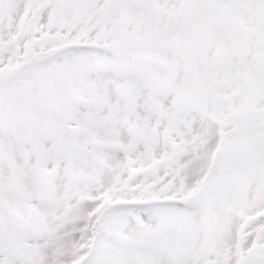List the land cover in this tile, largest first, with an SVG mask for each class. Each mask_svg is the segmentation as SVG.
<instances>
[{
	"label": "snow or ice",
	"instance_id": "6c2138e0",
	"mask_svg": "<svg viewBox=\"0 0 264 264\" xmlns=\"http://www.w3.org/2000/svg\"><path fill=\"white\" fill-rule=\"evenodd\" d=\"M0 264H264V0H0Z\"/></svg>",
	"mask_w": 264,
	"mask_h": 264
}]
</instances>
